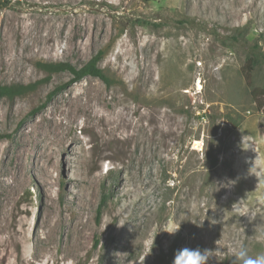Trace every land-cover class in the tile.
<instances>
[{"label": "rangeland", "instance_id": "374dc122", "mask_svg": "<svg viewBox=\"0 0 264 264\" xmlns=\"http://www.w3.org/2000/svg\"><path fill=\"white\" fill-rule=\"evenodd\" d=\"M256 43L264 56V0H0V84L38 82L0 97V264H172L184 247L209 250L207 264H233L241 246L264 254ZM99 52L108 83L85 76L51 93L73 74L38 63L82 66ZM85 87L98 91L96 119L77 113L64 127L100 175L80 235L70 167L58 155L59 182L43 183L26 131Z\"/></svg>", "mask_w": 264, "mask_h": 264}, {"label": "bare ground", "instance_id": "6f19581e", "mask_svg": "<svg viewBox=\"0 0 264 264\" xmlns=\"http://www.w3.org/2000/svg\"><path fill=\"white\" fill-rule=\"evenodd\" d=\"M98 96V91L92 87H85L80 93L70 96L67 106L63 108L59 116L53 111L43 113L41 121L34 123L26 131L27 134L33 135V145L31 146L33 154L43 168L41 179L46 185H54L59 182L54 177V171H59L57 157L62 155V162L70 167L69 183L74 188L72 197L66 193V199L73 205L74 218L72 226L80 235L84 234L85 203L88 204L91 196L95 192L96 184L100 175L85 170L87 159L86 152L82 145H77L75 141L83 143L81 138L75 136L69 139L64 134V127L72 119L73 115L80 114V124L86 121L96 119L93 112L92 102ZM102 122V120H101ZM102 124V123H101ZM79 125V124H78ZM104 126V123H103ZM87 127V126H86ZM100 131H107L105 126ZM30 144L18 148V157L22 160V151L29 150ZM31 151V150H30ZM95 164H93L94 166ZM23 163L19 166L22 169ZM59 174H61L59 172ZM51 199V197H49Z\"/></svg>", "mask_w": 264, "mask_h": 264}, {"label": "trees", "instance_id": "16d2710c", "mask_svg": "<svg viewBox=\"0 0 264 264\" xmlns=\"http://www.w3.org/2000/svg\"><path fill=\"white\" fill-rule=\"evenodd\" d=\"M189 20L182 21L181 23H188ZM258 46V43L253 46L251 51L248 53L247 61H248V69L253 70L256 65H258L260 62H262V56ZM255 49V50H254ZM102 58V52H99L92 56L87 62H85L82 66H76L73 63L69 61L64 62H49V63H38L39 68L47 72L49 75L61 72V71H69L73 74V78L69 80L68 82L62 84V86H56L52 90V94L58 93L59 91L63 90L64 88H67L70 84L73 82L85 77V76H94L99 77L106 83L110 81L109 77L104 73L102 68L99 65V62ZM48 78L45 79V81ZM43 81V80H42ZM38 82L30 83V84H0V97H6L8 99L13 100L15 97L20 96L24 93H27L29 91H32L35 89ZM262 92V91H260ZM257 93V92H256ZM256 93L254 95L256 96ZM261 106L263 103L260 104ZM216 161L212 160V165H215ZM232 264V262H230Z\"/></svg>", "mask_w": 264, "mask_h": 264}, {"label": "clouds", "instance_id": "9594fccd", "mask_svg": "<svg viewBox=\"0 0 264 264\" xmlns=\"http://www.w3.org/2000/svg\"><path fill=\"white\" fill-rule=\"evenodd\" d=\"M179 227L168 230V232L170 234H175ZM210 255H212V253L209 250L184 247L176 250L172 264H207ZM233 257V264H264V254L253 258L249 256L248 250L243 246L239 247Z\"/></svg>", "mask_w": 264, "mask_h": 264}, {"label": "water", "instance_id": "95a60500", "mask_svg": "<svg viewBox=\"0 0 264 264\" xmlns=\"http://www.w3.org/2000/svg\"><path fill=\"white\" fill-rule=\"evenodd\" d=\"M193 92H190V97H191V101L194 102L195 101V96L193 95Z\"/></svg>", "mask_w": 264, "mask_h": 264}]
</instances>
